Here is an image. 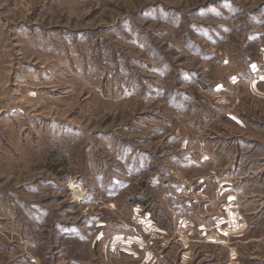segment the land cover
Returning a JSON list of instances; mask_svg holds the SVG:
<instances>
[{"label":"rangeland","instance_id":"374dc122","mask_svg":"<svg viewBox=\"0 0 264 264\" xmlns=\"http://www.w3.org/2000/svg\"><path fill=\"white\" fill-rule=\"evenodd\" d=\"M0 264H264V0H0Z\"/></svg>","mask_w":264,"mask_h":264}]
</instances>
